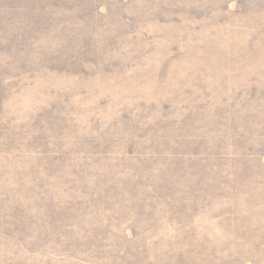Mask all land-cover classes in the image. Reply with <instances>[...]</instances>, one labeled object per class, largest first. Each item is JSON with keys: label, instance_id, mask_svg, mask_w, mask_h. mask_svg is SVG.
Returning <instances> with one entry per match:
<instances>
[{"label": "rangeland", "instance_id": "obj_1", "mask_svg": "<svg viewBox=\"0 0 264 264\" xmlns=\"http://www.w3.org/2000/svg\"><path fill=\"white\" fill-rule=\"evenodd\" d=\"M93 1L0 52V264H264V0Z\"/></svg>", "mask_w": 264, "mask_h": 264}, {"label": "trees", "instance_id": "obj_2", "mask_svg": "<svg viewBox=\"0 0 264 264\" xmlns=\"http://www.w3.org/2000/svg\"><path fill=\"white\" fill-rule=\"evenodd\" d=\"M90 2L94 4L93 0H0V52L7 57L16 56L15 69L27 68L29 63L36 64L38 61L59 69L73 70L76 60L66 58L67 61H71V64H67V61L63 60L62 56L64 55L59 54L68 50H63L61 44H67L63 39L70 41L75 38L71 37L72 29L77 20L85 18L86 13L90 15ZM63 26L67 28L68 34L60 36L58 33ZM42 39L49 41L50 43L48 42L47 45L52 48H40L38 52V55L42 56L40 60L31 58L29 53L33 49L32 43L34 41L40 43ZM153 166L154 170H152ZM157 166L158 164L146 166L144 170L147 169L148 172H144L147 174L152 172L151 175L156 174V178L161 181V185L159 184L161 190L167 189L166 182L171 180L170 178L182 177L186 173L191 174L190 171H185L186 169L174 166L172 161L160 163L159 167ZM149 170L152 171L149 172ZM198 184L201 183L198 182ZM199 187L193 185V189Z\"/></svg>", "mask_w": 264, "mask_h": 264}]
</instances>
